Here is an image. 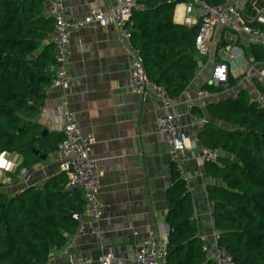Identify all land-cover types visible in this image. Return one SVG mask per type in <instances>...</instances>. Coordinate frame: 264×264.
<instances>
[{
  "label": "trees",
  "instance_id": "trees-1",
  "mask_svg": "<svg viewBox=\"0 0 264 264\" xmlns=\"http://www.w3.org/2000/svg\"><path fill=\"white\" fill-rule=\"evenodd\" d=\"M180 1L136 0L140 9L128 26V42L147 77L171 97L186 88L203 60L194 47L198 26L172 21ZM252 25L264 32V23ZM52 28L43 0H0V153L20 155V169L45 160L33 150L54 154L62 137L55 130L40 135L44 126L38 120L56 65ZM248 53L264 60V46L252 45ZM234 83L228 74L227 84ZM222 88L200 86L209 92ZM206 110L212 119L202 123L197 138L217 152V163L203 164L216 181L207 185L216 244L239 264H264V109L238 91L209 102ZM166 201L163 264H213L201 249L191 197L174 167ZM84 205L80 189L66 187L63 172L41 185L0 190V264H44L52 249L66 244L79 223L72 214L79 215Z\"/></svg>",
  "mask_w": 264,
  "mask_h": 264
},
{
  "label": "crops",
  "instance_id": "crops-1",
  "mask_svg": "<svg viewBox=\"0 0 264 264\" xmlns=\"http://www.w3.org/2000/svg\"><path fill=\"white\" fill-rule=\"evenodd\" d=\"M207 1L233 4L246 21L253 15L254 7L264 10V0ZM114 2L62 0L64 11L71 18L83 16L92 9H108ZM44 11L49 14L45 1ZM186 19L183 4H175L172 21L191 26ZM252 45L264 46V43L226 25L216 26L209 40L208 55L198 60L194 77L183 90L191 95L192 102L172 104L164 109L153 91L145 90L140 95L130 92L127 69L133 50L116 28L87 26L70 32L66 60L68 89L62 91L52 86L46 89L38 120L48 131H57L53 128L57 118L55 109L59 100L65 98L82 133L93 135L90 153L97 159L100 170L97 199L104 213L97 223L84 205L78 220L85 232L70 246L64 244L52 249L44 264H67L68 258L82 256L96 260L108 252L114 258L111 264H116L117 260L122 264H134L138 242L159 240L167 234L166 196L172 183L173 165L168 155L167 138L157 131L158 118L165 112L171 113L180 123L190 145L184 176L197 234L205 244L216 239L212 203L207 194V185L216 181L196 159L200 144L197 132L202 123L212 119L206 110L209 102L234 96L238 91H244L253 101L259 86L264 87V60L254 59L248 53ZM235 58L242 61L237 69L232 67ZM223 61L235 83L221 84L220 91L203 97L201 84H209L213 66ZM247 64L253 66L250 76L244 74ZM54 155H48L29 169H20V155L0 153V190L13 192L28 185H41L59 172ZM97 224L103 228L101 238L91 231Z\"/></svg>",
  "mask_w": 264,
  "mask_h": 264
},
{
  "label": "built area",
  "instance_id": "built-area-1",
  "mask_svg": "<svg viewBox=\"0 0 264 264\" xmlns=\"http://www.w3.org/2000/svg\"><path fill=\"white\" fill-rule=\"evenodd\" d=\"M44 1L47 4L48 13L53 19L51 39L54 45L53 59L56 65L50 86L62 91L68 89L69 83L66 60L70 32L87 26L103 28L111 25L116 28L123 39L128 41L130 16L134 11L140 9L136 0H115L108 9H92L83 16L71 18L65 13L62 0ZM180 2L183 4L184 12L187 15V23L198 26L194 38V47L200 55H208L209 40L214 28L218 25H226L232 30L246 33L264 43V32L252 25V23H264L263 9L254 7L253 15L246 21L238 14L233 4H212L206 0H181ZM130 48H132L131 45ZM132 50L133 57L127 69V82L131 93L140 95L145 90L153 91L160 99L164 109H168L172 104L181 102L190 104L192 102L189 93L182 91L179 95L171 97L162 85L150 80L144 71L137 51L133 48ZM252 69V64H247L244 74L250 76ZM227 81V63L224 61L216 63L212 68L209 84L217 87L226 84ZM200 94L203 97L210 96V92L206 89H202ZM254 101L259 108L264 109V91L258 90ZM55 111L57 118L53 128L62 136L56 144L54 155L57 169L66 175V187L80 189L85 206L90 210L94 221L99 223L104 212L103 205L97 199L100 170L97 159L90 153L94 137L91 134L82 133L65 98L59 100ZM190 119L193 121L194 116L191 115ZM157 131L166 136L170 161L179 177L184 181V190H188L184 166L188 161L187 151L190 145L186 142L187 137L181 131L180 123L171 113L165 112L158 118ZM196 159L200 164L217 163V152L215 149L200 143ZM167 230L168 227L166 226L165 232H168ZM91 231H94L99 238L102 237L103 228L100 224H97L95 229ZM84 232L85 228L79 222L67 238L66 246H70L78 240ZM165 236L159 240L138 242L134 254V264H163L166 257L167 238ZM201 249L208 255L213 264H239L224 248L218 246L215 240L210 244L202 243ZM113 261V255L108 252L96 260L89 256L70 257L67 264H111ZM115 263L122 264L119 260Z\"/></svg>",
  "mask_w": 264,
  "mask_h": 264
},
{
  "label": "water",
  "instance_id": "water-1",
  "mask_svg": "<svg viewBox=\"0 0 264 264\" xmlns=\"http://www.w3.org/2000/svg\"><path fill=\"white\" fill-rule=\"evenodd\" d=\"M36 108H38V106H36ZM46 132H48V130H47L46 128H43V130H42V132H41L40 135H43V134H45ZM33 152H34L35 154L39 155V157H40L41 160L45 159V157H46V156L43 155V154H38V152H37L36 150H33ZM72 218L78 220V215H77V214H72Z\"/></svg>",
  "mask_w": 264,
  "mask_h": 264
},
{
  "label": "rangeland",
  "instance_id": "rangeland-1",
  "mask_svg": "<svg viewBox=\"0 0 264 264\" xmlns=\"http://www.w3.org/2000/svg\"><path fill=\"white\" fill-rule=\"evenodd\" d=\"M241 60H239L238 58H235L233 61H232V67H233V69H237V66H239V64H241ZM235 73H236V71H235ZM238 73H239V71H238ZM17 173V172H16Z\"/></svg>",
  "mask_w": 264,
  "mask_h": 264
}]
</instances>
